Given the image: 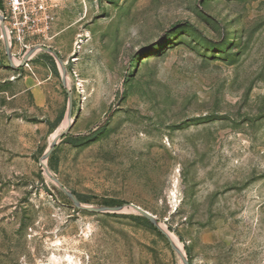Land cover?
<instances>
[{
    "label": "rangeland",
    "instance_id": "rangeland-1",
    "mask_svg": "<svg viewBox=\"0 0 264 264\" xmlns=\"http://www.w3.org/2000/svg\"><path fill=\"white\" fill-rule=\"evenodd\" d=\"M54 14L23 51L0 19V264H264V0Z\"/></svg>",
    "mask_w": 264,
    "mask_h": 264
},
{
    "label": "built area",
    "instance_id": "built-area-1",
    "mask_svg": "<svg viewBox=\"0 0 264 264\" xmlns=\"http://www.w3.org/2000/svg\"><path fill=\"white\" fill-rule=\"evenodd\" d=\"M61 1L0 0V16L10 47L28 50L33 40L49 37L56 22L54 9Z\"/></svg>",
    "mask_w": 264,
    "mask_h": 264
},
{
    "label": "water",
    "instance_id": "water-1",
    "mask_svg": "<svg viewBox=\"0 0 264 264\" xmlns=\"http://www.w3.org/2000/svg\"><path fill=\"white\" fill-rule=\"evenodd\" d=\"M0 19H1V23H2V25H1V27H2V31H3V34H4L5 39H6V46L8 47V49H11V47H10V45H9V42H8V39H7V36H6L5 26H4V23H3V18H2L1 16H0ZM27 52H28V51H27ZM29 57H30V54H29V53L26 54V56L24 57V59H23L21 65H24V64L26 63V61L29 60ZM70 116H71V107H70L69 117H70ZM69 117H68V118H69ZM69 119H70V118H69ZM68 129H69V126L66 128V130H65L63 133H61V134L57 137V139L55 140V142L49 146V148H48V149L45 151V153H44V156H43L44 159H47V158L50 156V154L52 153V151L55 149L56 145L60 142L62 135L65 134V133L67 132ZM42 168H43L44 170H46V166H45L44 164L42 165ZM48 176L51 177V178L53 179V181H54V182H55V183H56V184L62 189V192H63L65 195H67V196L69 197V199H70V200H71V201H72V202H73L78 208H80V209H85V210H93V209H88V208L84 207V206L80 203V201H79V200H78V199H77L72 193H70L66 188L62 187V185L59 183V181H58L57 179L53 178L50 174H48ZM129 207H130V209H131L132 211L136 212L137 214H139V215L145 217V218L148 219V220H152V218H153L152 215H151L150 213H148L147 211L141 209L140 207H138V206H136V205H133V204H130ZM112 210H115V208H113ZM178 254H179V256H180V258H181L183 264H188L187 261H186V259H185V257H184V255L182 254V252H181V251H178Z\"/></svg>",
    "mask_w": 264,
    "mask_h": 264
},
{
    "label": "bare ground",
    "instance_id": "bare-ground-1",
    "mask_svg": "<svg viewBox=\"0 0 264 264\" xmlns=\"http://www.w3.org/2000/svg\"><path fill=\"white\" fill-rule=\"evenodd\" d=\"M64 124L63 125H61L56 131H55V134H54V136H53V139H56L57 137H58V135H59V133L62 131V130H64L65 128H67L68 126H69V124H70V119L68 118V117H66V119L64 120ZM174 243H176V242H174ZM178 248V250H180L181 251V249L179 248V247H177Z\"/></svg>",
    "mask_w": 264,
    "mask_h": 264
},
{
    "label": "trees",
    "instance_id": "trees-1",
    "mask_svg": "<svg viewBox=\"0 0 264 264\" xmlns=\"http://www.w3.org/2000/svg\"><path fill=\"white\" fill-rule=\"evenodd\" d=\"M73 195H74V196H76V197H78V198L80 197V195H78V194H75V193H73Z\"/></svg>",
    "mask_w": 264,
    "mask_h": 264
}]
</instances>
